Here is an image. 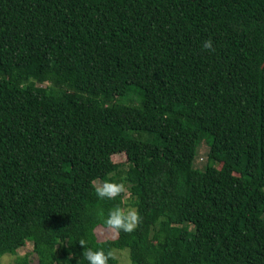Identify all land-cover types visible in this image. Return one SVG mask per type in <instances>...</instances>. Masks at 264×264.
I'll return each instance as SVG.
<instances>
[{
    "label": "trees",
    "instance_id": "obj_1",
    "mask_svg": "<svg viewBox=\"0 0 264 264\" xmlns=\"http://www.w3.org/2000/svg\"><path fill=\"white\" fill-rule=\"evenodd\" d=\"M107 179L129 196L100 200ZM130 203L136 230L100 240ZM80 240L264 264V0H0V259L88 264Z\"/></svg>",
    "mask_w": 264,
    "mask_h": 264
},
{
    "label": "clouds",
    "instance_id": "obj_2",
    "mask_svg": "<svg viewBox=\"0 0 264 264\" xmlns=\"http://www.w3.org/2000/svg\"><path fill=\"white\" fill-rule=\"evenodd\" d=\"M201 47L205 50L215 51L211 38L204 41ZM91 184L100 200H115L117 197L123 199L129 191L124 180H93ZM101 216H103V211H101ZM141 220L142 217L136 207L116 205L108 210L104 223L107 228L117 233L121 231L131 233L136 230ZM79 244L84 248L83 257L88 261V264H109L110 259H115V254L111 249L88 248L84 240H80Z\"/></svg>",
    "mask_w": 264,
    "mask_h": 264
},
{
    "label": "rangeland",
    "instance_id": "obj_3",
    "mask_svg": "<svg viewBox=\"0 0 264 264\" xmlns=\"http://www.w3.org/2000/svg\"><path fill=\"white\" fill-rule=\"evenodd\" d=\"M209 147H210L209 143L206 140H204L201 143L198 150V155L195 159L196 165L201 167L205 165V163L207 162ZM109 150L111 152L114 161L122 162V163L127 162V156L120 146L114 145L110 147ZM128 196L129 193L127 194L126 197ZM126 206L134 207L131 203ZM96 234L100 240L115 238L117 236V232L102 225L96 228ZM33 248H34L33 243L31 241H28L26 245L20 247L15 254H10V253L3 254L0 259V264H23V260L26 258L28 260V264H39L38 256L33 251ZM113 252L115 254V257H117L118 259V264H132V260L130 258V253L128 248L125 249L114 248Z\"/></svg>",
    "mask_w": 264,
    "mask_h": 264
}]
</instances>
